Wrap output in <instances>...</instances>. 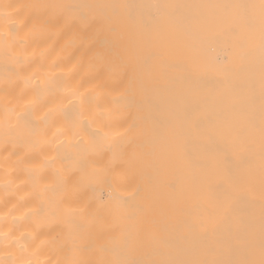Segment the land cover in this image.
<instances>
[{
    "label": "snow or ice",
    "instance_id": "snow-or-ice-1",
    "mask_svg": "<svg viewBox=\"0 0 264 264\" xmlns=\"http://www.w3.org/2000/svg\"><path fill=\"white\" fill-rule=\"evenodd\" d=\"M50 27L59 29L57 35L71 32L80 39L81 63L86 61L89 68L88 77L71 90L74 111L54 106V99L43 100L53 86L60 87V77L52 75L36 84L30 96L21 91L13 97L15 103H5L0 116L3 151L8 152L4 167L17 173L34 200L23 218L34 225L29 236L39 240L36 252L46 248L62 255L54 264H264V0L5 4L0 9V49L14 62L6 64L5 71L29 63L27 56L20 59L17 46L25 48ZM99 36L111 38L113 48L106 53L94 50ZM205 39L233 53V59L225 54L213 61L225 78L238 70L235 59L259 52V115L252 109L236 119L239 102H225L223 97L212 104L206 98L186 101L175 117L162 114L155 104L145 112L149 91L167 87L172 79L167 70L202 59ZM255 100L253 87L246 102L254 105ZM202 104V115L190 119L192 109L199 111ZM38 106L43 115L34 118ZM217 140L228 150L226 155L217 151L201 156L190 150L197 143ZM170 145L176 155L167 163L175 168V178L166 185V195L176 211L183 213L193 199L212 205L204 215L184 222V252L199 258H130L142 248H152L159 256L171 254L173 243L161 237L153 218V186L150 181L140 183L141 162L165 153ZM16 148H23V155ZM134 181L135 191L143 195L129 203L116 193ZM100 185L109 189L107 199L95 194ZM225 186L228 196L216 200L214 192ZM257 195L262 209L258 239L251 218L232 209L234 201L254 203ZM3 235L8 239L9 233ZM218 249L231 258H214Z\"/></svg>",
    "mask_w": 264,
    "mask_h": 264
},
{
    "label": "bare ground",
    "instance_id": "bare-ground-1",
    "mask_svg": "<svg viewBox=\"0 0 264 264\" xmlns=\"http://www.w3.org/2000/svg\"><path fill=\"white\" fill-rule=\"evenodd\" d=\"M127 3L132 5H149L156 3H173V4H206V3H259V0H0V9L3 5H20V4H55V3H82V4H103V3ZM12 11V9H9ZM26 12L31 10H25ZM43 13L44 10H38ZM49 10V14H50ZM147 11V9H141ZM179 27V18H177ZM59 29L50 27L48 32L35 41H29L25 48L17 46V52L23 61L25 56L28 57L29 63L15 65V70L11 73L5 71L6 64H14L9 58L6 60L3 50L0 49V116L3 114L5 103L13 100V97L19 96L21 91H25L30 96L32 89L40 81L55 75L60 77V87L57 89L53 86L51 93H46L43 100H55L54 106H63L70 112L74 111V101L71 90L76 88L83 79L89 75L87 62L81 63L80 39L75 38L71 32H65L63 35H57ZM23 35V33H21ZM94 50L107 52L113 48V41L109 37H95ZM203 57L197 63L185 62L184 65L177 69L167 70L168 75L172 77L167 87L160 86L153 88L148 93L145 101V112L151 111V105H158L164 115L175 117L180 113L186 101L207 99L212 104L215 99L223 97L225 102H239V109L234 114L236 119H242L243 113L254 109L257 116L259 115V91H260V55L257 51L254 55L244 60L235 59L238 70L230 72L225 78L216 70L213 63L217 55L227 54L233 59V53L229 50L225 53L223 46L205 39L203 45ZM53 62L57 67L52 68ZM244 64L246 68L239 69V65ZM6 77L8 78L6 80ZM9 81L11 83H9ZM164 84L163 81L160 82ZM43 87V85H41ZM255 89L256 100L254 105L246 102V97L251 88ZM83 91V89H81ZM6 93H9L6 95ZM141 97L137 96V99ZM151 101V104L148 102ZM204 105L198 111L192 109L189 118L195 119L202 115ZM43 109L39 106L36 110V117L43 115ZM56 119L62 122V118L57 115ZM182 121H178L180 123ZM54 131V129H53ZM3 129L0 128V260L5 264H27L31 259L33 264L38 259L41 264L51 259L54 262L62 259V255L54 254L46 248L36 252L39 240H32L29 233L33 230L32 225L23 217L28 212L29 205L34 203L33 198L29 195V190L22 184V179L17 178V173L12 172L11 167H4V157L8 152L3 151ZM13 146H9V152L13 151ZM21 155L24 153L23 148H16ZM194 153L201 156H207L219 151L222 155L227 154V149L218 140L215 142L197 143L191 146ZM148 151V148H145ZM176 149L169 146L163 154L158 153L152 158H145L141 162L144 173V181H150L154 189V208L153 218L160 235L164 239H170L173 243L170 255L159 256L152 248H142L131 254L130 258L141 261H149L161 258L171 259H188L199 258L186 255L184 249L188 247L184 239V222L189 218L204 215L205 211H210L212 205L206 202L196 203L195 199L185 207L183 213L176 211L173 199L166 195V185L172 181L175 168L168 165L167 161L174 159ZM16 159L13 157V160ZM11 164V161L9 162ZM256 166H259V159L256 160ZM137 182L130 183L126 189H121L116 194L122 196L129 203H135L143 193L135 191ZM96 195L103 194L107 199L109 189L106 186H97ZM227 186L214 192L215 199L224 201L228 196ZM215 202V201H214ZM233 213L241 217H250L254 225V231L259 237L261 228V204L257 195L254 203L233 202ZM228 224L222 227V234L226 235ZM4 233H9L8 239H5ZM55 232L48 233L49 236L55 235ZM45 237L42 236L41 239ZM36 252L35 255L33 253ZM216 259H229L228 253L224 249H218Z\"/></svg>",
    "mask_w": 264,
    "mask_h": 264
}]
</instances>
